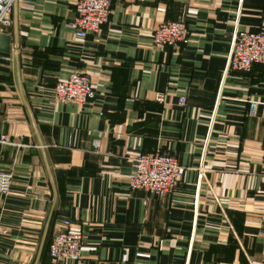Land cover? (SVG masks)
Here are the masks:
<instances>
[{
	"label": "crops",
	"instance_id": "crops-1",
	"mask_svg": "<svg viewBox=\"0 0 264 264\" xmlns=\"http://www.w3.org/2000/svg\"><path fill=\"white\" fill-rule=\"evenodd\" d=\"M72 14L65 0L15 2L0 31V264H264V63L224 72L232 30L264 32V0H111L83 38ZM178 18L186 42L156 46L152 28ZM69 71L93 87L82 104L52 100ZM139 150L183 166L173 190L127 186ZM62 227L83 242L54 262Z\"/></svg>",
	"mask_w": 264,
	"mask_h": 264
},
{
	"label": "built area",
	"instance_id": "built-area-1",
	"mask_svg": "<svg viewBox=\"0 0 264 264\" xmlns=\"http://www.w3.org/2000/svg\"><path fill=\"white\" fill-rule=\"evenodd\" d=\"M71 3L72 17L69 20L74 34L83 38L89 33H97L108 21L111 0H65ZM15 2L28 4L29 0H0V31L10 22V14ZM152 42L159 47H177L188 38V27L182 19H162L152 28ZM264 63V32L234 28L226 54L225 71H247L253 64ZM93 87L87 75L80 71H69L65 77L57 78L52 86V100L82 104L93 96ZM155 99L162 100V93L156 92ZM178 101H184L179 96ZM255 102L247 101V113L254 112ZM11 143L7 135L0 133V147ZM183 166L176 158L161 151H137L131 158V169L126 183L130 189L162 196L173 190L183 172ZM10 182L9 173L0 170V192L6 190ZM67 225V221L63 222ZM1 232L5 230L0 228ZM83 242L79 230L62 227L51 234L47 242V252L54 262L75 260L79 257Z\"/></svg>",
	"mask_w": 264,
	"mask_h": 264
},
{
	"label": "water",
	"instance_id": "water-1",
	"mask_svg": "<svg viewBox=\"0 0 264 264\" xmlns=\"http://www.w3.org/2000/svg\"><path fill=\"white\" fill-rule=\"evenodd\" d=\"M10 54L9 36L0 33V71L6 72L8 68V58ZM0 77H6L0 74Z\"/></svg>",
	"mask_w": 264,
	"mask_h": 264
}]
</instances>
